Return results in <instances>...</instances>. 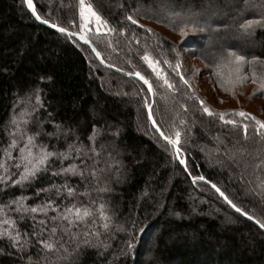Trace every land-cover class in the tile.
I'll return each mask as SVG.
<instances>
[{"label":"trees","instance_id":"trees-1","mask_svg":"<svg viewBox=\"0 0 264 264\" xmlns=\"http://www.w3.org/2000/svg\"><path fill=\"white\" fill-rule=\"evenodd\" d=\"M85 1L116 29L106 36L92 30L84 35L100 51L105 64L118 71L102 65L91 46L78 37L38 22L23 0H0V156L10 141L13 115L31 112L39 94L40 106L31 113L29 132H35L39 124L37 139L49 151L63 152L76 141L86 149H96L98 168L112 167L106 174L110 191H90V198H76L94 210L105 204L111 217L108 231L102 230L107 248H85L76 264H264V232L232 210L211 187L215 184L254 220L264 221V192L247 191L249 182L256 180L253 166L264 161V138L257 137L254 121L237 116L235 126L225 125L218 115L205 114L199 104L204 101L217 114L245 111L264 122L260 114L243 107L260 102L258 111L264 113V94L256 92L257 85L251 82L253 71L264 75V27H256L250 36L239 28L246 19L264 16V0H172L166 7L161 0ZM32 3L41 21L81 34L79 0ZM170 9L193 10L207 30L188 31L178 39L168 17ZM128 15L143 27L131 24ZM121 28L125 30L122 36ZM145 29L154 35L148 36ZM192 37L203 38V43L190 52L186 49ZM211 40L215 47L203 50ZM173 47L179 52L180 72L187 84L170 66L176 63ZM146 48L153 61L159 62L161 75L174 84L173 89L141 59ZM228 51L246 58L241 70L249 77L244 82L248 87L237 94L228 85L234 81L229 79L234 66L222 59ZM137 71L152 85V112L161 129L172 138L175 129H183L179 155L185 160L184 167L148 120L145 104L150 103L149 91L142 81L128 76ZM110 86L115 95L104 90ZM180 119L186 124L180 125ZM244 124L249 125L247 135ZM94 127L99 134L92 142L88 137ZM53 133L56 135H50ZM72 162L66 160L63 166ZM60 166L59 160L52 165ZM10 171L16 169L10 167ZM198 177L204 180L194 181ZM65 179L84 191L79 177L53 176L47 171L25 187L0 184V204L24 195V203L34 206L50 196L63 207L68 199L39 190L64 184ZM101 186L103 183L96 184ZM7 214L17 221L19 231H32L31 219L21 220L11 211ZM51 215L54 213L49 212ZM129 240L132 249L123 251ZM38 248L29 246L21 252L2 239L0 264H30L29 256L35 264ZM50 259L53 264H72L71 258Z\"/></svg>","mask_w":264,"mask_h":264},{"label":"snow or ice","instance_id":"snow-or-ice-1","mask_svg":"<svg viewBox=\"0 0 264 264\" xmlns=\"http://www.w3.org/2000/svg\"><path fill=\"white\" fill-rule=\"evenodd\" d=\"M27 7L32 10L33 16L37 20H41V17L37 15L32 0H24ZM172 3V0H161V6L166 7ZM79 13L81 21V34L79 40L84 43H89V38L84 35L85 30H90V25L94 21L96 25V33L108 35L115 32V28H110L108 22L102 18V16L94 10L91 4L86 5L85 0H79ZM168 17L171 20L175 30L178 31L181 37L187 35L188 31H200L205 32L207 29L199 22V18L196 13L191 9L184 11L169 10ZM153 18V17H148ZM131 24L137 27H143L139 24L138 20L132 15L126 17ZM158 22H163L162 20ZM178 22V27L177 26ZM42 23L48 24V20H42ZM55 28L61 34L66 33L64 27H58L56 24L49 25ZM256 27H264V16L261 19H246L239 25L242 30V34L250 36ZM124 29L119 30L120 35L124 34ZM148 36H153L154 33L151 29H145ZM68 36H73L75 33L68 32ZM99 38V37H98ZM139 43V40H137ZM108 47L111 48V42L108 43ZM176 53L175 65H170V61L164 60L165 64H169L173 71L179 75L180 81L187 84V80L184 75L181 74V62L179 59V52L175 47L171 49ZM92 52L95 53L97 59L103 64L105 61L101 58V53L95 47L92 48ZM148 63V66L157 74V77L163 79L164 85L169 89L174 88V84L171 83L166 77L161 75L159 71V62L153 61L147 48L144 55L141 57ZM228 64L234 66L235 79L234 84H243L248 81L249 77L242 74L241 68L244 65L246 58L243 55L237 54L234 51H228L225 56L222 57ZM248 63H251L249 61ZM109 67L114 65L109 64ZM129 75H135L138 79L142 80L144 84L148 85V90L151 93L153 91L152 85L139 71L135 73H129ZM251 82L257 85L256 92L264 94V75H257L255 71L252 72ZM191 91V86H189ZM254 92L252 95H256ZM195 99H199L196 97ZM222 103V101H221ZM202 111L210 117L219 116L220 121L225 125H236L237 121L234 117H240L242 119H249L255 122L257 126V137L264 138V122L256 119L255 116L245 111L238 112H222L214 113L210 108L205 106L204 101L199 100ZM40 106V96L36 94V104L31 106V112L25 110L19 115H13L9 123V136L10 141L8 145L3 149V155L0 156V184L8 186H20L25 187L30 185L37 175L41 172L51 171L53 176L79 177L80 182L84 185V191L80 192L76 187L69 184L67 179L65 183L61 185L52 184L49 188H41L39 191L44 193L55 192V195L62 199H68L69 203L61 207V205L53 200L50 196L45 198V202L30 206L26 205L24 201L26 196L21 195L13 198L6 204H0V240L7 239L10 241L11 246L18 251H25L29 246L39 245L38 255L39 259L35 264H53L55 261H67L69 258L72 260V264H76L80 253L89 247L93 248H107V244L102 239V230L107 232L111 224V217L108 215L105 204H100L97 209H93L90 206H85L76 201L77 197H89L90 191L95 192H107L110 189L107 187L106 174L112 170L111 165L105 169L97 167L98 160L96 157L99 155L95 148H85L82 144H78L76 141L68 144V147L63 152L49 151L48 146L38 141V136L41 135V129L39 124L35 132H29L28 126L31 123V113L35 112L37 107ZM145 107L149 108L148 120L152 122V127L160 134L161 138L167 141L168 145H171L175 150V158L179 159L180 164H185V160L180 159V153L182 151L179 145L182 143V131L183 129H175L174 137L166 134L158 122L154 119V114L151 111V106L147 103ZM181 107H184L181 105ZM25 117H28L27 119ZM180 125H185L184 119H180ZM249 125L244 124L243 128L245 135H247ZM191 130L189 129V132ZM97 129L93 128V133L88 137L89 141L95 142L98 135ZM56 135V133L50 134ZM218 139V138H217ZM23 141V146H20ZM18 148V155L13 156L12 150ZM72 160L67 167H64V161ZM55 160L60 161L59 168H53ZM91 162V163H90ZM10 167L16 169V172L10 171ZM187 171V168H185ZM253 172L256 174V180L249 182L247 191L253 194H259L264 192V161L257 163L253 166ZM243 175V173H241ZM13 177H15L13 179ZM204 180V177L194 178ZM97 183H103L104 186L96 187ZM207 183V181H205ZM92 185L91 189L89 185ZM211 187L215 189L217 193L225 202L232 207L235 212L241 216H247L249 220H253V216L245 212L241 207L233 203L227 195L215 184ZM3 189H0L2 191ZM11 211L17 214L19 219H31L32 231L30 233H22L17 228V221L12 219L7 213ZM49 212L54 215L49 216ZM98 215V219H97ZM38 216L43 218L38 219ZM47 221V223H46ZM90 221V222H89ZM261 228H264V221H257ZM98 225V227H97ZM83 226V227H81ZM134 239V237H133ZM133 247L131 240L126 242V248L123 251H130ZM29 262L32 264V257L29 256Z\"/></svg>","mask_w":264,"mask_h":264},{"label":"rangeland","instance_id":"rangeland-1","mask_svg":"<svg viewBox=\"0 0 264 264\" xmlns=\"http://www.w3.org/2000/svg\"><path fill=\"white\" fill-rule=\"evenodd\" d=\"M85 4L88 5V4L86 3V1H85ZM205 11H206V10H205ZM90 30L96 32V25H95V22H94V21H93V22L91 23V25H90ZM90 30H85V31H90ZM181 38H183V37H181V36L178 37V39H181ZM202 40H203V38H201V37H200V38L192 37V40H190L191 42L188 44V47H187L186 50H189L190 52H191V50H194V49L197 50L198 47L202 45V44H201V43H203ZM193 41L196 42V45H193V44H192ZM214 47H215L214 41L211 40L210 43H208V44H204V45H203V50H207L208 48H209V50H210V49H212V48H214ZM199 50H201V48H199ZM241 72H242V70H241ZM242 74H244V73L242 72ZM244 75H246V74H244ZM229 79H232V80L235 79V70H232V69H231V75L229 76ZM228 85H229V87H230L232 93L235 92L234 94H237V93H239L240 91H243L244 89H246V88L248 87L245 83H243V84H234V81L231 82V83H229ZM256 89H257V88H254V90H256ZM104 90H105L107 93H111V94H113V95L116 94V93L114 92V89H113L112 86H110L109 88L106 87ZM120 97H121V96H120ZM148 104H149V103H148ZM259 104H260V102H256V101L254 102V101H252L250 104H243V107L246 108V109L249 110V111H252V112H254V113H256V114H260L262 117H264V113H260V112L258 111ZM151 111H152V108H151ZM12 152H13V150H12ZM17 155H18V150H17ZM15 156H16V155H15Z\"/></svg>","mask_w":264,"mask_h":264},{"label":"water","instance_id":"water-1","mask_svg":"<svg viewBox=\"0 0 264 264\" xmlns=\"http://www.w3.org/2000/svg\"><path fill=\"white\" fill-rule=\"evenodd\" d=\"M23 3H24V0H23ZM24 5H25V7L28 9V11L32 14V10L31 9H29L28 7H27V4L26 3H24ZM33 15V14H32ZM34 18H35V16H33ZM36 19V18H35ZM37 20V19H36ZM38 22H40L41 24H43V25H45V26H47L48 28H51V29H54V30H56L55 28H52V27H50L49 25L50 24H45V23H42V21L41 20H37ZM57 31V30H56ZM68 32H66L65 34H67ZM68 35V34H67ZM74 37H78L79 38V36H80V34H76L75 33V35H73ZM87 44H89L90 46H91V44L90 43H87ZM91 48H93V46H91ZM94 55H95V53H94ZM95 58H96V56H95ZM97 59V58H96ZM99 62H100V60L99 59H97ZM101 63V62H100ZM102 64V63H101ZM102 65H104V66H106L107 68H109V69H113V70H115V71H118L117 69H115V68H113V67H109L107 64H105V63H103ZM128 76H131V77H135L136 79H138L135 75H128ZM138 80H140V79H138ZM140 81H142V80H140ZM143 82V81H142ZM145 86L147 87V89H148V85H146L145 84ZM149 91V90H148ZM149 95H150V103H149V105L151 106V108H152V105H153V91L150 93L149 92ZM149 108H147L146 109V111H147V117H148V113H149ZM150 122V124H151V126H152V122L151 121H149ZM154 130H155V128H153ZM156 131V130H155ZM157 132V131H156ZM158 133V132H157ZM159 134V133H158ZM160 135V134H159ZM163 139V138H162ZM166 141V140H165ZM174 149V148H173ZM174 153H175V150H174ZM175 156H176V154H175ZM180 159H181V157H180ZM177 161L179 162V159H177ZM180 163V162H179ZM182 165V164H181ZM183 167H184V164L182 165ZM214 191H215V189H213ZM215 193L225 202V200L223 199V197H221L220 195H219V193H217L216 191H215ZM226 203V202H225ZM227 204V203H226ZM228 205V204H227ZM229 206V205H228ZM230 207V206H229ZM232 210H234L232 207H230ZM235 211V210H234ZM237 213V212H236ZM239 214V213H238ZM245 219H247V220H249L248 218H247V216H243ZM250 222H252L254 225H256L257 227H259L263 232H264V228H261L260 227V224L259 223H257V221L256 220H249Z\"/></svg>","mask_w":264,"mask_h":264}]
</instances>
